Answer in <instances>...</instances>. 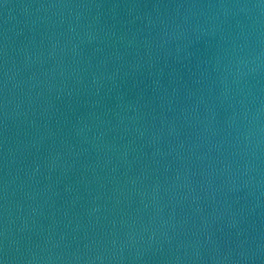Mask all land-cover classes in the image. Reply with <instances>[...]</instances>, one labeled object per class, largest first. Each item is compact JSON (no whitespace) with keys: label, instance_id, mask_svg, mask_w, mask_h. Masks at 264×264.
I'll list each match as a JSON object with an SVG mask.
<instances>
[{"label":"water","instance_id":"water-1","mask_svg":"<svg viewBox=\"0 0 264 264\" xmlns=\"http://www.w3.org/2000/svg\"><path fill=\"white\" fill-rule=\"evenodd\" d=\"M0 264H264V0H0Z\"/></svg>","mask_w":264,"mask_h":264}]
</instances>
